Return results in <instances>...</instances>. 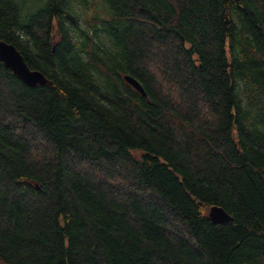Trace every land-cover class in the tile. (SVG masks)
<instances>
[{
	"label": "trees",
	"instance_id": "1",
	"mask_svg": "<svg viewBox=\"0 0 264 264\" xmlns=\"http://www.w3.org/2000/svg\"><path fill=\"white\" fill-rule=\"evenodd\" d=\"M0 39L46 78L0 61V264H264V0H0Z\"/></svg>",
	"mask_w": 264,
	"mask_h": 264
},
{
	"label": "water",
	"instance_id": "2",
	"mask_svg": "<svg viewBox=\"0 0 264 264\" xmlns=\"http://www.w3.org/2000/svg\"><path fill=\"white\" fill-rule=\"evenodd\" d=\"M0 61L14 72L25 84L35 86L37 84H44L46 78L44 75L37 71L31 70L27 66L20 52L10 43L0 39ZM124 80L130 84L137 92L142 95L145 94L140 83L129 75L124 76ZM209 219L215 223H222L230 219L227 212L219 206H211L208 211Z\"/></svg>",
	"mask_w": 264,
	"mask_h": 264
},
{
	"label": "rangeland",
	"instance_id": "3",
	"mask_svg": "<svg viewBox=\"0 0 264 264\" xmlns=\"http://www.w3.org/2000/svg\"><path fill=\"white\" fill-rule=\"evenodd\" d=\"M91 11H92V10H91ZM86 16L88 17V15H86V13L84 12V13H83V18H85Z\"/></svg>",
	"mask_w": 264,
	"mask_h": 264
}]
</instances>
